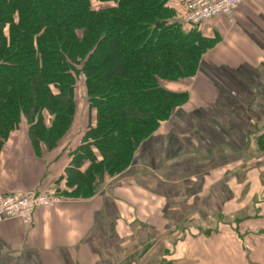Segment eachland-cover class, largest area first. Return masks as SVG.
Returning a JSON list of instances; mask_svg holds the SVG:
<instances>
[{
    "label": "crops",
    "instance_id": "1",
    "mask_svg": "<svg viewBox=\"0 0 264 264\" xmlns=\"http://www.w3.org/2000/svg\"><path fill=\"white\" fill-rule=\"evenodd\" d=\"M185 1L167 3L172 19ZM196 29L212 41L197 73L164 86L185 104L93 193L78 186L93 122L80 96L59 147L35 152L25 122L9 134L0 194L55 192L60 203L28 225L0 222V264H264V0Z\"/></svg>",
    "mask_w": 264,
    "mask_h": 264
},
{
    "label": "trees",
    "instance_id": "2",
    "mask_svg": "<svg viewBox=\"0 0 264 264\" xmlns=\"http://www.w3.org/2000/svg\"><path fill=\"white\" fill-rule=\"evenodd\" d=\"M169 1L0 0V148L25 122L32 142L53 149L73 127L83 77L94 118L81 140L90 169L80 193L123 172L187 100L164 86L195 76L212 45L172 19Z\"/></svg>",
    "mask_w": 264,
    "mask_h": 264
},
{
    "label": "built area",
    "instance_id": "3",
    "mask_svg": "<svg viewBox=\"0 0 264 264\" xmlns=\"http://www.w3.org/2000/svg\"><path fill=\"white\" fill-rule=\"evenodd\" d=\"M245 0H192L185 5L184 22L198 24L218 16H230ZM60 203L53 192L0 195V222L19 220L28 225L33 213Z\"/></svg>",
    "mask_w": 264,
    "mask_h": 264
},
{
    "label": "rangeland",
    "instance_id": "4",
    "mask_svg": "<svg viewBox=\"0 0 264 264\" xmlns=\"http://www.w3.org/2000/svg\"><path fill=\"white\" fill-rule=\"evenodd\" d=\"M186 1H189V0H186ZM190 1H192V0H190ZM102 8H104L105 6H101ZM106 7H109V5L108 6H106ZM171 8V7H170ZM171 10H172V8H171ZM181 17V16H180ZM207 23V22H206ZM202 24H204V23H201L200 25H202ZM194 26H190V25H186L185 26V28L184 29H186V30H191L192 28H193ZM195 28V27H194ZM198 32V31H197ZM189 79V78H188ZM177 89V88H176ZM177 93H180V91H176ZM183 93H185V92H183ZM185 94H187V93H185ZM85 88H84V82H83V77H81L80 78V80H79V83H77V88H76V97H75V101H76V106L78 105V103H77V99H78V96H80V99H82V101H83V103H84V101H85ZM89 110H90V108H89ZM91 111V114H93V118H94V113H93V111H92V109L90 110ZM45 121H46V119H45ZM28 133H29V128H28ZM32 138H33V141L34 142H32L31 141V139L29 138V140L31 141V143H32V147H33V150L35 151V152H39L41 149V147L43 146L45 149H46V151H49V149H48V147H47V145L43 142V141H38V139L36 138V136H35V134H33L32 136H31ZM62 140V139H61ZM61 140L56 144V146L53 148V149H55V148H57V147H59V145H60V142H61ZM86 151V155H87V150L88 149H85ZM113 176V175H112ZM111 176V177H112Z\"/></svg>",
    "mask_w": 264,
    "mask_h": 264
}]
</instances>
